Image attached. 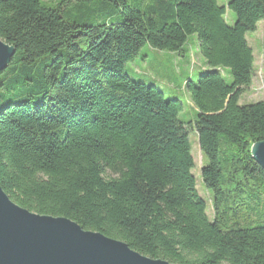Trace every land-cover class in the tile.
I'll use <instances>...</instances> for the list:
<instances>
[{
    "label": "trees",
    "instance_id": "trees-1",
    "mask_svg": "<svg viewBox=\"0 0 264 264\" xmlns=\"http://www.w3.org/2000/svg\"><path fill=\"white\" fill-rule=\"evenodd\" d=\"M85 11L81 23L65 19ZM260 21L264 0H147L142 9L0 0V40L14 51L0 72L1 189L22 209L153 260L264 264V172L251 155L264 141V102L239 105L254 74L246 35ZM190 35L208 70L184 87L195 117L183 122L179 100L124 68L145 45L180 54ZM189 131L212 220L192 175Z\"/></svg>",
    "mask_w": 264,
    "mask_h": 264
},
{
    "label": "water",
    "instance_id": "water-1",
    "mask_svg": "<svg viewBox=\"0 0 264 264\" xmlns=\"http://www.w3.org/2000/svg\"><path fill=\"white\" fill-rule=\"evenodd\" d=\"M14 51L0 40V72ZM264 172V141L251 147ZM0 264H170L131 250L125 243L81 229L73 221L31 213L0 187Z\"/></svg>",
    "mask_w": 264,
    "mask_h": 264
},
{
    "label": "rangeland",
    "instance_id": "rangeland-1",
    "mask_svg": "<svg viewBox=\"0 0 264 264\" xmlns=\"http://www.w3.org/2000/svg\"><path fill=\"white\" fill-rule=\"evenodd\" d=\"M61 0H57L59 2ZM230 0H217L218 4L226 7ZM129 6L142 9L147 0H126ZM112 7L108 3L102 6L101 13ZM71 7H65L70 10ZM100 10L97 11L98 14ZM83 14H73L71 17L65 16L69 22L81 23L84 17L91 16L88 11ZM117 17L116 15H114ZM227 24L231 25L235 21V15L227 11L225 16ZM256 31L248 33L246 40L252 49L254 56V74L250 87L239 99V105L264 102V21H260L256 26ZM208 70L204 60L197 51V37L190 35L183 46L180 54L166 51H158L145 45L141 48L132 61L125 64L124 72L134 80L145 85L157 87L165 96V99H177L183 105V111L179 119L183 122L192 121L195 117V111L189 102L188 94L184 87L187 82L196 83L198 76ZM222 75L227 84L231 83L230 71L224 69ZM189 140L191 143V154L194 161V170L192 175L195 178L198 195L205 200L207 205L206 214L210 220L213 218L211 208L210 193L205 188L201 179V168L204 166V159L199 149L198 138L194 131H189Z\"/></svg>",
    "mask_w": 264,
    "mask_h": 264
}]
</instances>
